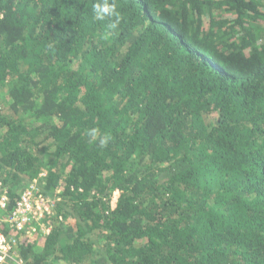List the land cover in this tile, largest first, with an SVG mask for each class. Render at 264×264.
Wrapping results in <instances>:
<instances>
[{
	"label": "trees",
	"instance_id": "trees-1",
	"mask_svg": "<svg viewBox=\"0 0 264 264\" xmlns=\"http://www.w3.org/2000/svg\"><path fill=\"white\" fill-rule=\"evenodd\" d=\"M96 2L0 0V227L16 256L264 264V0H116L114 31ZM30 183L54 204L15 231Z\"/></svg>",
	"mask_w": 264,
	"mask_h": 264
},
{
	"label": "built area",
	"instance_id": "built-area-1",
	"mask_svg": "<svg viewBox=\"0 0 264 264\" xmlns=\"http://www.w3.org/2000/svg\"><path fill=\"white\" fill-rule=\"evenodd\" d=\"M36 188L35 183H30L20 193L15 206L5 218L11 229L22 231L32 219L39 220L43 213L51 212L54 199L44 195L37 198ZM8 199L7 189L0 187V208H6ZM15 245L16 239L6 235L0 227V264H24L23 260L16 256Z\"/></svg>",
	"mask_w": 264,
	"mask_h": 264
},
{
	"label": "clouds",
	"instance_id": "clouds-1",
	"mask_svg": "<svg viewBox=\"0 0 264 264\" xmlns=\"http://www.w3.org/2000/svg\"><path fill=\"white\" fill-rule=\"evenodd\" d=\"M94 18L98 21H109L107 28L109 30H116L120 23V14L117 11L116 0H97L93 5ZM114 18V19H113ZM88 135L91 139L95 140L98 137V129L92 128L89 130ZM111 139V135H104L99 138V145L105 147L108 141Z\"/></svg>",
	"mask_w": 264,
	"mask_h": 264
},
{
	"label": "rangeland",
	"instance_id": "rangeland-1",
	"mask_svg": "<svg viewBox=\"0 0 264 264\" xmlns=\"http://www.w3.org/2000/svg\"><path fill=\"white\" fill-rule=\"evenodd\" d=\"M36 186H37V184H36ZM48 196V195H47Z\"/></svg>",
	"mask_w": 264,
	"mask_h": 264
}]
</instances>
